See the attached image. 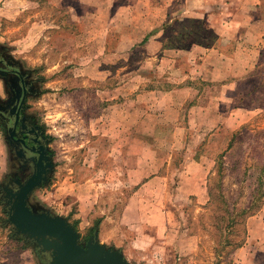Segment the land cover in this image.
<instances>
[{"label":"rangeland","instance_id":"374dc122","mask_svg":"<svg viewBox=\"0 0 264 264\" xmlns=\"http://www.w3.org/2000/svg\"><path fill=\"white\" fill-rule=\"evenodd\" d=\"M9 1L7 9L10 17H7L1 11L5 1L0 0V45L23 67L41 78L39 92L28 100L29 110L37 116L51 139L49 146L54 161L49 182L36 189L32 199L68 217L83 240L98 225L81 224L82 220L77 217L81 208L77 203L78 188L87 197L98 193L106 207H110L112 202H124L134 191L135 185L128 181V164L136 165L134 159L130 158L134 154L128 155L130 151L125 149V142L130 138L117 132L113 134L108 122L105 123L106 120L116 119L114 117H118V113L114 109L105 110L108 103L104 98H126L128 75L138 73L140 79L147 74L143 68V58L147 54L143 51V45L146 41L140 42L139 37L134 38L136 44L130 55H100L103 40L98 42L94 36L101 34V29L111 34L109 47L112 48L123 35L143 34L139 31L134 33L131 29L133 17L126 7L81 6L80 0H30L29 6L16 16L17 10L13 9L17 0ZM124 1L119 0V3ZM91 2L94 3L93 0ZM179 2L181 0L176 1ZM114 16H117L116 21L108 26ZM189 25L196 30V37L206 33L212 37L214 34L210 27L207 28L209 24L191 20L177 22V19L171 22L166 34L170 36ZM180 41L189 46L193 36ZM208 44L218 46L222 42L214 35ZM225 50L229 53L231 47H225ZM169 64L164 61L160 65L161 76L169 69ZM176 64L181 66L182 71H187L189 66L185 58ZM1 89L0 82V93ZM239 97L215 98L212 102L193 98L196 103L193 107V128L186 137V149L171 153L174 158L171 166L151 168V173L169 176L165 192V209L169 211L168 231L173 239L176 235L182 237L181 249H171L167 245L166 261L160 259L155 264H238L240 258L234 244L242 239L244 243L247 233V225L245 223V227L243 223L247 219L241 212L252 202L255 182L264 162V91L241 98L243 107L234 110L233 118L244 123L236 128L237 121L228 124L226 120L230 105L237 104ZM205 105H210L216 112L212 116L201 113V106ZM254 107L257 109L249 110ZM98 112L101 114L97 117ZM146 115V125L152 126L149 130L164 129L159 128L163 121L158 119L161 116L157 112ZM101 118H104V122H101ZM141 121L138 120L136 126ZM4 135L0 123V183L10 168ZM135 138L150 144L169 146L170 141L184 143L185 135L166 125L163 134L138 135ZM156 151L159 155L163 152ZM256 151L263 154H256ZM185 153L202 159L201 167L212 168L203 175L201 167L193 166L190 173L198 180L193 186L199 188L203 185L205 188L202 198L193 196L180 199L176 196L179 180L174 169L179 167ZM220 159L225 164V175L221 181L217 176ZM238 161L237 169H229ZM208 187H212V196L206 191ZM220 193L224 194V198ZM7 218L0 193V264H42V256L37 249L14 236V226L7 222ZM231 219H234L233 223H230ZM87 226L92 227L87 229ZM230 238L232 244L228 243ZM144 251L151 255L156 249Z\"/></svg>","mask_w":264,"mask_h":264},{"label":"crops","instance_id":"0c3cea01","mask_svg":"<svg viewBox=\"0 0 264 264\" xmlns=\"http://www.w3.org/2000/svg\"><path fill=\"white\" fill-rule=\"evenodd\" d=\"M4 1L1 11L10 17L7 9L10 1ZM93 1L94 3L91 0H80L79 5L126 7L133 17L131 22L129 21L131 29L134 33L137 31L143 33L141 36L123 35L120 42L112 48L109 47L111 35L109 31L99 30L101 34H95L94 39L98 42L103 40L101 47L99 46L100 55L108 57L130 55L136 44L133 40L139 37L140 42L146 40L143 51L147 54L143 58L145 63L143 68L147 74L140 79L138 73L128 75L129 81L125 85L128 95L126 98H104L108 103L104 107L105 110L114 109L118 113V117H114L116 119L106 120L105 123L108 122L113 134L117 132L130 138L125 142V149L130 151L128 155L134 154L130 158L134 159L136 165L128 164V181L135 185L134 191L124 202H112L110 207H106L103 204L104 199L100 198L98 193L87 197L81 188H78L77 203L81 208L79 207L77 217L82 220L81 224L93 225L99 222L98 228L95 229L98 231L100 241L108 246L121 248L129 261L155 264L164 259L165 262L169 245L171 249L180 250L182 237L176 235L173 239L168 231L169 211L166 210L165 192L169 176L151 173V168L171 166L174 164L171 153L186 149V137L193 128L195 111L193 107L196 104L193 98H204L210 102L215 98H237L238 89L245 79L242 77L243 66L238 69L237 74L235 70L246 50L243 44L256 43L262 36L258 28L264 21V0H181L179 3H176L177 0H125L120 3L119 0ZM29 2L30 0H17V5L13 9L17 10L15 15L18 16L23 8L29 6ZM116 19L117 16L112 17L109 23L107 22L108 26ZM176 19L177 22L191 20L209 24L207 28L210 27L214 31L211 30V34L214 33L212 37L215 35L222 44L218 46L208 44L212 37L207 33L196 37L194 34L196 30L190 25L176 30L170 36L167 35V28ZM192 36L193 41L190 42L192 46L180 41ZM225 47H231L229 53ZM171 52L174 54H170ZM183 58L189 63L187 71L180 70L181 66L176 64ZM164 61L171 64L161 76L160 65ZM241 106L243 107L242 104L230 105V113L226 120L228 124L238 122V119L233 118V114L234 110H239ZM256 109L257 107H254L249 110ZM200 111L209 116L216 112L210 105L201 106ZM152 112H157L161 116L157 118L163 121L159 125V128H164L163 130H149L152 126L146 125L148 115L145 114ZM100 114L101 112H98L97 117ZM140 119L142 121L136 126ZM101 122H104V118H101ZM242 123L244 121L239 120L236 128ZM166 125L174 127L178 134H184V143L175 144L170 141L169 146H165L135 138L138 135L163 134ZM156 150L163 152L159 155ZM163 157L165 159H162ZM201 163L202 159L185 153L179 167L176 166L174 169L179 180L176 196L180 199L193 196L202 198L205 188L203 185L199 188L193 186L197 178L190 174L193 166L201 167ZM211 169L207 166L201 167L203 175L209 173ZM246 225L245 242L237 248V256L240 258L238 264H264V203L259 211L247 218ZM90 227L92 226L87 229ZM144 249L156 251L150 255L146 254Z\"/></svg>","mask_w":264,"mask_h":264},{"label":"water","instance_id":"95a60500","mask_svg":"<svg viewBox=\"0 0 264 264\" xmlns=\"http://www.w3.org/2000/svg\"><path fill=\"white\" fill-rule=\"evenodd\" d=\"M50 141L48 138L38 149L36 173L17 181L12 191L6 212L7 222L14 226V236L33 245L42 256V264H139L129 261L121 248L101 242L97 229L83 242L68 217L38 202L35 206L30 204L35 190L49 182L54 170Z\"/></svg>","mask_w":264,"mask_h":264},{"label":"flooded vegetation","instance_id":"af4514ba","mask_svg":"<svg viewBox=\"0 0 264 264\" xmlns=\"http://www.w3.org/2000/svg\"><path fill=\"white\" fill-rule=\"evenodd\" d=\"M0 82V123L10 157V168L0 183V193L7 211L16 182L24 181L36 173L40 159L38 149L50 137L37 116L29 110L28 100L39 92L41 78L23 67L2 45ZM49 155L53 159L51 148ZM30 204L36 205L32 198Z\"/></svg>","mask_w":264,"mask_h":264},{"label":"trees","instance_id":"16d2710c","mask_svg":"<svg viewBox=\"0 0 264 264\" xmlns=\"http://www.w3.org/2000/svg\"><path fill=\"white\" fill-rule=\"evenodd\" d=\"M197 21H194L196 23ZM203 23V22H198ZM259 33H262L261 38H259V41L256 43H245L243 44V47L246 48V50L243 53V56L240 60V63L235 70V73L237 74L241 66H243V78L245 79L244 82L241 84V86L238 89L239 95L242 97L248 96L251 97L253 95H258L260 92L264 91V21L260 24V27L258 28ZM146 41V40H144ZM248 64H252L253 66H250ZM237 78V77H236ZM245 83V84H244ZM241 98L239 97V100L237 104H242ZM236 134V133H235ZM262 145L264 146V142H262ZM261 155L263 153L256 151V154ZM238 164H240V161L235 163L233 166H231L229 169H237ZM225 164L220 159V161L217 163V176L218 179L221 181L225 175ZM208 195L212 196V187L207 188ZM221 196L224 198V194L220 193ZM264 203V162L262 166L259 169V176L257 177V180L255 182L254 191L252 194V202L249 206L245 207L242 210V214L245 215V219L250 217L251 215L255 214L257 211L261 209ZM227 212L231 213L230 210H227ZM234 219H231L230 223H233ZM244 226L246 223V220L243 221ZM98 224V222H97ZM246 227V226H245ZM245 229V228H244ZM246 233V232H245ZM246 235V234H245ZM85 237L82 241L87 240L88 237ZM233 240L229 239V244H232ZM243 243V239L237 243L234 244V247H240Z\"/></svg>","mask_w":264,"mask_h":264}]
</instances>
